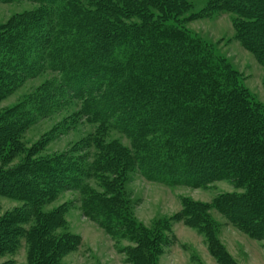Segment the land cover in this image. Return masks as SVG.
Returning a JSON list of instances; mask_svg holds the SVG:
<instances>
[{
  "label": "trees",
  "instance_id": "16d2710c",
  "mask_svg": "<svg viewBox=\"0 0 264 264\" xmlns=\"http://www.w3.org/2000/svg\"><path fill=\"white\" fill-rule=\"evenodd\" d=\"M33 1L58 9L59 29L53 37L59 44L45 54L76 94L98 93L87 113L98 121L116 119L113 125L137 141L136 153L127 159L134 169L148 180L173 186L229 180L242 192L220 195L214 206L233 226L264 241V108L224 59L168 16L178 8L166 10L169 0H95L97 7L105 6L87 14L76 0ZM145 1L155 3L157 17L116 23L118 16L138 13ZM219 3L236 15L239 39L264 64V0ZM40 32L29 28L1 36L0 97L10 84L5 70L31 73L30 47L40 48L47 39ZM6 119L0 122V196L24 205L0 217V255L15 251L25 237L27 264H66L64 256L80 247L81 238L60 231L65 220L59 208H44L61 192L73 191L81 195L86 217L108 234L130 241L132 246L120 251L126 263L160 264L162 247L171 243L166 235L174 237L172 229H163V235L133 220L120 188L119 193L108 186L94 191L86 183L90 177H117L109 162L80 165L73 157L52 156L8 167L4 161L10 153L3 157L1 149L19 140L24 123ZM208 207L186 201L170 222L183 221L205 232L209 253L219 264H238L215 235L218 226L208 218ZM196 261L200 264L198 257Z\"/></svg>",
  "mask_w": 264,
  "mask_h": 264
},
{
  "label": "rangeland",
  "instance_id": "374dc122",
  "mask_svg": "<svg viewBox=\"0 0 264 264\" xmlns=\"http://www.w3.org/2000/svg\"><path fill=\"white\" fill-rule=\"evenodd\" d=\"M76 1L78 6L85 7L83 11L87 14L102 10V5L105 6L100 4L97 7L95 0ZM118 6L123 8V5ZM143 6L138 13L118 16L116 23L138 24L141 18L148 20L157 17L159 11L153 1H145ZM169 8H178L172 15L168 12V16L180 22L191 34L208 44L214 54L224 59L249 96L264 108V64L239 39L236 15L221 7L219 0H169L166 10ZM57 10L54 6L33 0H0V38L13 31L26 33L29 28L38 33L42 31L40 33L47 36L44 44L40 43V48L30 47L34 62L31 73L19 75L5 70L10 84L5 86L0 97V122L5 119L2 122L5 124L6 118H9L10 122L24 123L18 133L19 140L3 144V157L10 153L4 161L6 166L52 156L73 157L80 161V165L107 161L112 171L119 175L107 174L100 179L90 177L86 183L94 191H103L100 186H108L109 191L117 188L118 193L121 189L124 208L133 220L147 228H155L163 235L167 234L163 229H172L174 237L166 235L171 243L162 247V254L158 258L160 264H197V257L200 264H219L209 253L205 232L204 235L183 221L170 222L186 201L208 204V218L218 226L215 235L224 248L228 252L231 250L238 258V264H264V241L252 239L233 226L229 218L214 206L220 195L241 193V189L225 179H216L203 186H173L148 180L127 161L136 153L139 146L137 141L113 125L116 119L98 121L85 111L98 93L76 94L66 84L64 73L45 54L59 44V40L53 37L59 29ZM2 160L4 158L0 159V165ZM112 182L113 185H110ZM23 205L21 201L0 196V217ZM57 208L65 220L60 231L81 238L80 247L64 256L66 264H128L120 251L132 246L130 241L108 234L86 217L78 192H61L44 210ZM27 255V240L22 237L15 251L0 255V263L10 260L14 264H27ZM193 255L197 257L193 258Z\"/></svg>",
  "mask_w": 264,
  "mask_h": 264
},
{
  "label": "crops",
  "instance_id": "0c3cea01",
  "mask_svg": "<svg viewBox=\"0 0 264 264\" xmlns=\"http://www.w3.org/2000/svg\"><path fill=\"white\" fill-rule=\"evenodd\" d=\"M177 236H179V235L177 234ZM248 240H249V241H248L249 243H252L250 239H248ZM229 252H230V254L233 256V258H234L238 263H240V261H239L238 258L233 254V252H232L231 250H229ZM247 255H248V253H247ZM249 255H250V253H249ZM250 256H251V255H250ZM251 257H253V256H251ZM162 259H163V258H162ZM162 259H161V262L163 261ZM162 263H163V262H162Z\"/></svg>",
  "mask_w": 264,
  "mask_h": 264
}]
</instances>
